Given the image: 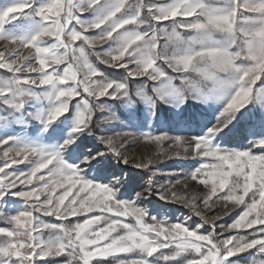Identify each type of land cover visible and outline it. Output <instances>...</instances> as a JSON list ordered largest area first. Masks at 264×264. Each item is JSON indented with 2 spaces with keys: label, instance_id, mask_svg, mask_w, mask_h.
<instances>
[{
  "label": "snow or ice",
  "instance_id": "obj_1",
  "mask_svg": "<svg viewBox=\"0 0 264 264\" xmlns=\"http://www.w3.org/2000/svg\"><path fill=\"white\" fill-rule=\"evenodd\" d=\"M109 100L146 144L183 149L206 194L144 188L121 167L135 134L91 130ZM237 135L260 154L226 146ZM0 153V264H264V0H10ZM153 196L191 215L151 216ZM217 206L239 214L218 226Z\"/></svg>",
  "mask_w": 264,
  "mask_h": 264
},
{
  "label": "rangeland",
  "instance_id": "obj_2",
  "mask_svg": "<svg viewBox=\"0 0 264 264\" xmlns=\"http://www.w3.org/2000/svg\"><path fill=\"white\" fill-rule=\"evenodd\" d=\"M10 0H0V7L5 6L9 3ZM98 32V30H96ZM27 50H25L26 52ZM92 61L100 67L102 70L105 66L100 65L98 61L95 60V57H90ZM114 75H118L119 71L122 70H111ZM170 71V70H169ZM140 83L136 81L132 84V87L135 88L137 84ZM112 109V112L104 111L101 112L97 110L94 115V126L96 128L94 133L99 134L100 131L111 125V129L113 131H121V132H129L134 133L137 139H132L131 137L128 140L127 151L125 155L129 157H134L135 159L132 163L127 166L121 165V167H125L127 170H130L134 175L140 178L139 183L147 188L151 186L155 189H160L161 187L169 188L176 192H179L183 195H192L195 194L197 197H202L206 194L208 189H206L203 185L199 184L198 181H193L191 179L190 173L194 170V162L192 161L190 156H186L184 154L183 149H177L174 147H170V141H164L161 145L157 146L155 144H146L140 137V132L148 131L149 128L144 129H135L129 126L124 117L126 116L125 109L120 105V103L108 101L107 102ZM115 114V116H113ZM164 114H161V119H164ZM151 131H157L156 128H151ZM170 135H175L177 133H169ZM246 135V134H245ZM245 135H237L232 138L226 146L240 149V150H248L251 149L255 154H260L258 148L252 147L251 140L252 137L245 138ZM90 142H95L96 136H92L88 138ZM158 149H162V151H158ZM179 151V155H176V152ZM2 155V153H0ZM153 159L154 163L150 166L149 171H145L143 169L134 168V163L139 162L141 159ZM20 170H24V165L15 166ZM140 190V189H138ZM171 194V192L169 193ZM165 205V209L168 212L167 219L170 222L183 221L186 217L190 216L191 213L188 208L183 207L180 204L176 203H167L163 201H159L156 196L150 198V201L146 200L143 202L142 206L151 211V216H156L157 213L155 211L158 205ZM201 209L207 211L203 208L202 203L200 204ZM210 216H215L219 214L222 218L216 221L217 225H226L232 222L236 215L239 214V209L233 210L232 213L225 216L223 215V208L221 206H217L214 211L208 213ZM164 218V217H160ZM47 222L58 223L53 217H42ZM199 218L193 217L189 223L195 225L198 222ZM134 223V221H132ZM149 222L151 220L149 219ZM0 226H8L7 223L3 220H0ZM204 232L212 231L211 227L205 225ZM250 231V230H249Z\"/></svg>",
  "mask_w": 264,
  "mask_h": 264
},
{
  "label": "trees",
  "instance_id": "obj_3",
  "mask_svg": "<svg viewBox=\"0 0 264 264\" xmlns=\"http://www.w3.org/2000/svg\"><path fill=\"white\" fill-rule=\"evenodd\" d=\"M94 118H95V115H94ZM91 130H92V131H95V130H96V128H95V126H94V119H93V124H92V128H91Z\"/></svg>",
  "mask_w": 264,
  "mask_h": 264
}]
</instances>
